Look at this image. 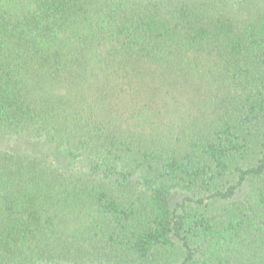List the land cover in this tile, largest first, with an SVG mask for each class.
I'll list each match as a JSON object with an SVG mask.
<instances>
[{
	"label": "trees",
	"instance_id": "trees-1",
	"mask_svg": "<svg viewBox=\"0 0 264 264\" xmlns=\"http://www.w3.org/2000/svg\"><path fill=\"white\" fill-rule=\"evenodd\" d=\"M0 264H264V0H0Z\"/></svg>",
	"mask_w": 264,
	"mask_h": 264
}]
</instances>
